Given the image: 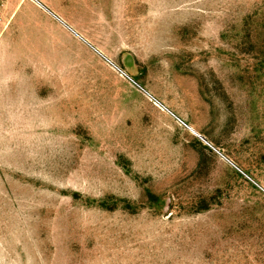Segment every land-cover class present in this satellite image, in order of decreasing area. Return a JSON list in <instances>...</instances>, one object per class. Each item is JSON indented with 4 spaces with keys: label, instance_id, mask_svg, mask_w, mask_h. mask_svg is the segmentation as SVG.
Instances as JSON below:
<instances>
[{
    "label": "rangeland",
    "instance_id": "rangeland-1",
    "mask_svg": "<svg viewBox=\"0 0 264 264\" xmlns=\"http://www.w3.org/2000/svg\"><path fill=\"white\" fill-rule=\"evenodd\" d=\"M57 6L149 93L38 1L0 25V264H264V0Z\"/></svg>",
    "mask_w": 264,
    "mask_h": 264
},
{
    "label": "crops",
    "instance_id": "crops-1",
    "mask_svg": "<svg viewBox=\"0 0 264 264\" xmlns=\"http://www.w3.org/2000/svg\"><path fill=\"white\" fill-rule=\"evenodd\" d=\"M35 1L36 0H0V6L2 7V10H3V13H4V16H3L4 21L3 22H5L6 20H9L10 22H13L14 18H16L17 15H18L17 11H16L18 9V6H21V7L22 6L24 7L25 5L34 6ZM38 1L42 4V6L44 5L47 8L48 11L50 10L51 12L55 13V15L57 14L58 16L62 17L63 19H65L69 23H71V25L74 26V28H72L70 25L69 26L71 28H68V27L67 28L78 38L77 40L80 39L77 36V34H80L84 38H87V40L90 43H92V41L89 38V36L79 26H77L74 22H72L71 20H69V19H67L66 17L63 16V14L60 12V10H59V8L57 6L58 5V0H38ZM39 2H38V6L41 5ZM16 20H17V18H16ZM75 33H77V34H75ZM92 44H94V43H92Z\"/></svg>",
    "mask_w": 264,
    "mask_h": 264
},
{
    "label": "water",
    "instance_id": "water-1",
    "mask_svg": "<svg viewBox=\"0 0 264 264\" xmlns=\"http://www.w3.org/2000/svg\"><path fill=\"white\" fill-rule=\"evenodd\" d=\"M38 1V0H36ZM39 2V1H38ZM40 3V2H39ZM41 4V3H40ZM42 5V4H41ZM44 6V5H43ZM45 7V6H44ZM47 9V8H46ZM50 11V10H49ZM51 12V11H50ZM60 21H62V23H64L66 26L70 27L68 24H66L61 18H59ZM71 28V27H70ZM75 32V31H74ZM90 44V43H89ZM91 45V44H90ZM92 46V45H91ZM99 51V50H98ZM104 57H106V59H108L111 63H113L116 67H118V69L122 70L119 66H117L112 60H110L105 54H103L101 51H99ZM125 75H127L130 79H132L139 87H141L142 89H144L140 84H138L133 78H131L124 70H122ZM145 90V89H144ZM146 91V90H145ZM147 93H149L148 91H146ZM197 136L200 137L204 142H206L208 145H210L212 148H214L220 155H222L223 157H225L226 159H228L222 152H220L218 149H216L203 135L197 133Z\"/></svg>",
    "mask_w": 264,
    "mask_h": 264
},
{
    "label": "bare ground",
    "instance_id": "bare-ground-1",
    "mask_svg": "<svg viewBox=\"0 0 264 264\" xmlns=\"http://www.w3.org/2000/svg\"><path fill=\"white\" fill-rule=\"evenodd\" d=\"M50 13H52L53 14V16H55L56 18H58L59 19V17L57 16V15H55L53 12H50ZM60 20V19H59ZM68 27V26H67ZM68 28H70V27H68ZM75 34H77V33H75ZM77 36L78 37H80L83 41H85L86 43H88L89 44V42L83 37V36H81L80 34H77ZM91 44V43H90ZM89 44V45H90ZM92 45V44H91ZM90 45V46H91ZM98 54H100L101 56H103L99 51V49L97 48V47H95L94 45H92L91 46ZM99 50V51H98ZM104 54V53H103ZM104 57V56H103ZM105 59H106V57H104ZM107 61H109L108 59H106ZM110 62V61H109ZM111 63V62H110ZM111 64H113V63H111ZM114 65V64H113ZM115 66V65H114ZM116 67V66H115ZM116 68H118V67H116ZM120 70V69H119ZM120 71H122V70H120ZM122 73H124L123 71H122ZM125 74V73H124ZM127 76V75H126ZM128 77V76H127ZM132 80V79H131ZM133 81V80H132ZM134 82V81H133ZM135 83V82H134ZM148 94V93H147ZM164 108V107H163ZM166 109V108H165ZM189 129H190V131L193 133V134H195V135H197V130L194 128V127H189Z\"/></svg>",
    "mask_w": 264,
    "mask_h": 264
},
{
    "label": "built area",
    "instance_id": "built-area-1",
    "mask_svg": "<svg viewBox=\"0 0 264 264\" xmlns=\"http://www.w3.org/2000/svg\"><path fill=\"white\" fill-rule=\"evenodd\" d=\"M3 10L2 7L0 6V25L3 23Z\"/></svg>",
    "mask_w": 264,
    "mask_h": 264
}]
</instances>
